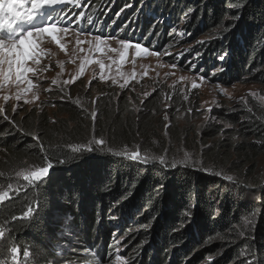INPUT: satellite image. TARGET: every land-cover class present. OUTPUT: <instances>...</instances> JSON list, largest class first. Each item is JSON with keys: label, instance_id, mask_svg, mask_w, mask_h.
<instances>
[{"label": "trees", "instance_id": "trees-1", "mask_svg": "<svg viewBox=\"0 0 264 264\" xmlns=\"http://www.w3.org/2000/svg\"><path fill=\"white\" fill-rule=\"evenodd\" d=\"M138 1L147 13L153 10L165 16L188 3L187 10L193 11L187 23L190 31L218 32L209 59L227 53L222 63L239 73L264 64V0ZM241 5H245L242 10ZM238 14L240 19L234 21ZM234 22L235 28L225 33ZM60 96L63 99L55 107L66 118L50 123L41 114L35 126L12 125L0 143L6 147L0 160V181L6 185L11 183L6 180L11 169L54 165L43 182L21 186L0 204V223L8 225L16 241L39 251L34 264H47L55 238L73 243L68 233L77 245V250L67 251L74 261L86 257L77 256L83 249L98 258L109 237L100 227L111 224L130 233V250L138 253L139 264H166L168 257L174 264H264V183L249 189L225 181L214 170L181 165L165 171L169 163L139 165L97 150L76 154L73 148L86 143L85 135L91 132L81 127L84 109L78 105L87 98L73 92ZM89 101L95 113V135L108 142L106 149H129L148 135L138 126L130 142L133 130L122 122L131 111L121 99L114 103L110 99L112 105L101 95ZM259 118L246 114L235 129L239 138L228 144L250 169L255 165L254 153L264 157V120ZM29 207L41 218L20 219ZM245 219H252V224L246 225ZM108 251L107 257L113 247Z\"/></svg>", "mask_w": 264, "mask_h": 264}, {"label": "rangeland", "instance_id": "rangeland-1", "mask_svg": "<svg viewBox=\"0 0 264 264\" xmlns=\"http://www.w3.org/2000/svg\"><path fill=\"white\" fill-rule=\"evenodd\" d=\"M66 4L69 5L54 19L59 20L66 13L76 21L83 13L81 18H84V23L81 26L74 24L66 33H58L61 43L65 45L63 49L47 34L40 38V64L28 62L29 67L41 69L37 73H28L35 85L33 91L37 98L33 100L29 92L21 93V98L17 100L18 86L11 82L0 83V106L4 108V112L0 113V143L7 138L6 132L12 125L35 126L41 114H45L50 123H59L66 118L55 107V102L63 99L60 94L66 92L87 98L78 103L81 110L84 109L81 127L83 130L91 128V132L85 135L86 143L81 145L101 139L95 135L94 111L92 105L89 107V100L101 95L107 98L110 105V99L113 103L121 99L131 111L125 121L122 119V124L129 123L133 130L130 142L138 126L148 134L135 146L111 151L112 154L138 151L148 158L147 165L160 164L161 157L169 164L182 161V166H193L205 172L216 171L225 181L241 183L249 189L257 188V182L264 183L263 154L254 153L255 165L250 169L249 164L243 163L228 146L239 138L235 129L246 114L257 118L261 116L264 120V64L239 73L230 69L226 61L222 63L218 55L209 59V49L218 38V32L190 31L187 23L193 11L187 10L188 3H181L177 12L169 15L170 18L158 11L147 13L138 0H76L75 4L68 0ZM27 6L30 7V4ZM121 9L124 10L121 12ZM60 27L67 25L61 24ZM97 35L106 38L112 48L118 47V39H128L132 44L139 43L146 51L129 48L125 60L119 61L117 53L95 51L94 37ZM77 39L84 43L77 46ZM90 40L92 44L87 43ZM199 41L205 43L200 44ZM197 53L202 55L197 56ZM97 60L106 65L103 73ZM81 64L84 65L83 72L80 71ZM101 75L104 79H101ZM72 77H76L75 82L64 83L71 81ZM53 81L56 83L53 84ZM123 84H127V87L122 88ZM24 86L20 84L19 88ZM145 93L150 95L145 97ZM5 95L9 97L7 101L4 100ZM3 115H8L14 124L5 121ZM250 138L247 137L248 140ZM107 147L108 142L96 150L110 153ZM5 149L0 144L1 161ZM37 168L29 164L9 170L11 174L8 173L6 180L11 182V188L6 181H0V191L8 192L11 196L21 186L33 185L24 181L19 174H28ZM228 176L233 179L227 180ZM248 192L256 194L257 190ZM35 217L41 218L36 213L30 218ZM251 220L245 219V224H252ZM100 228L109 237L98 258L94 259L90 250L83 249L77 256L86 257L74 261L75 256H70L67 251L77 250V245L73 234L68 233L73 243L59 242L57 238L51 242L48 240V244L53 243V255L48 257L47 264H120L117 256L122 257L125 264H139V255L135 250H130L131 236L124 231V226L111 224ZM0 232L4 233L3 239H0V264H14L13 247L20 249L19 264H34L35 254L39 252L35 247L16 241L7 224L0 223ZM58 232L55 236H59ZM109 246L113 247V252L107 257L105 253L110 252ZM166 264H174V260L168 257Z\"/></svg>", "mask_w": 264, "mask_h": 264}, {"label": "snow or ice", "instance_id": "snow-or-ice-1", "mask_svg": "<svg viewBox=\"0 0 264 264\" xmlns=\"http://www.w3.org/2000/svg\"><path fill=\"white\" fill-rule=\"evenodd\" d=\"M68 0H0V83L3 82H11L15 83L18 86V92L16 95V99L19 100L21 98V93H32V98L35 100L36 92L33 91L35 85L33 84V80L28 76V73H37L41 69L33 68L28 66V62L31 61L33 64H40L41 59V49H40V38L43 37L45 34L51 37L56 44L60 46L61 49L65 47L63 43H61V39L58 35L60 32H67L69 27H72L74 24H78L80 18H77L76 21H73L71 17H69L66 13L61 19L56 20L51 15H45L46 10L50 6H54L57 4H64L67 3ZM73 4L76 3V0H71ZM30 4V7L27 6ZM246 5V3H245ZM245 5H241V10ZM130 5H126L128 7ZM23 9V11H21ZM124 9H121V12ZM120 13H117L119 15ZM83 13H81V17H83ZM187 15V13H186ZM41 16H44V19L39 24L32 23L33 21L37 20ZM240 19V15H236L233 17L234 21H238ZM17 21H27V30H23L21 28L20 31H17L13 26L17 25ZM64 24L67 27L61 28L60 25ZM236 23H232L230 27H226L224 29L225 33L231 32L233 28H235ZM17 27H20L17 25ZM7 30V31H6ZM78 31H84V29H78ZM222 38V37H221ZM95 40V51L105 53V52H112L117 53L119 56V61L125 60V55L129 48L134 47L138 52L139 51H146L143 49L139 43L132 44L128 39H118L117 45L118 47L112 48L108 40L100 35L94 37ZM84 43L77 39L76 44L77 46ZM87 43L92 44V41H87ZM198 43L204 44L205 41H199ZM83 50V49H81ZM191 49H186L185 51H190ZM171 55V53H168ZM202 55L201 53H197V56ZM227 53L223 56H220L219 59L223 61ZM111 59V58H110ZM97 64L101 69V73L105 69L106 65L101 61L97 60ZM50 67V65H49ZM175 67V65H173ZM84 65L81 64L80 71L83 72ZM223 70V69H221ZM101 79H104V76L101 75ZM76 77H72L71 81H65V84L75 82ZM115 82V81H114ZM56 81H53L55 84ZM91 81L89 82V84ZM20 84H24L23 88H19ZM122 88L127 87V84L121 85ZM193 87L195 88L196 85L194 84ZM49 91L51 89H48ZM150 93H145V97L149 96ZM9 97L7 95L4 96V100L7 101ZM15 112L16 109L13 108ZM191 111V109H189ZM199 111V109L197 110ZM211 111V109H209ZM4 112V108L0 106V113ZM95 115V113H93ZM3 119L10 123L13 121L10 120L8 115H3ZM38 139V138H34ZM106 141L101 139H95L94 141L89 142L87 145H79L73 148V152L76 154H80L83 152H92L95 151L96 148H103ZM42 151H47L46 148L42 147ZM111 153V149H108ZM117 156H122L128 159H131L134 162L142 163L147 165L148 158L146 156H141L138 151L133 152H117L113 153ZM46 159H50V157H46ZM60 163H65V161H59ZM160 165H165L166 161L164 157H161L159 160ZM184 162H176L171 163L168 167L164 168L165 171L170 169L179 168ZM54 165L46 164L43 167H39L34 171H31L28 174L20 173L19 175L23 176V180L28 182L29 184H37L38 182H43L45 178L48 176L50 169H52ZM201 170V169H197ZM219 175V173H217ZM227 180L231 181L233 178L231 176L226 177ZM11 188V185H9ZM11 196L8 192L0 191V202L5 201L6 199H10ZM34 209L29 207L26 211H24L23 216L20 219H26L33 215ZM16 219V218H14ZM243 235V233H241ZM4 233L0 232V239H3ZM20 249L18 247H13L11 249V253L13 256L14 264H19L18 255ZM27 256V252L24 253ZM120 264H125V261L122 257H116ZM249 264H255L254 261L249 262Z\"/></svg>", "mask_w": 264, "mask_h": 264}]
</instances>
